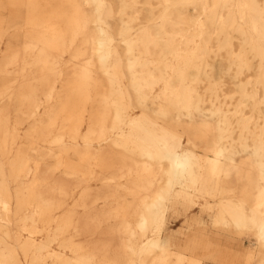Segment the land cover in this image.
Instances as JSON below:
<instances>
[{
  "label": "bare ground",
  "instance_id": "1",
  "mask_svg": "<svg viewBox=\"0 0 264 264\" xmlns=\"http://www.w3.org/2000/svg\"><path fill=\"white\" fill-rule=\"evenodd\" d=\"M0 78V264H264V0H0ZM186 176L256 249L168 232Z\"/></svg>",
  "mask_w": 264,
  "mask_h": 264
},
{
  "label": "rangeland",
  "instance_id": "2",
  "mask_svg": "<svg viewBox=\"0 0 264 264\" xmlns=\"http://www.w3.org/2000/svg\"><path fill=\"white\" fill-rule=\"evenodd\" d=\"M14 30H9V32H13ZM2 49H5V44H3ZM11 78L7 79L10 80ZM0 84L2 83V79L0 78ZM29 113L26 114L28 116ZM28 129V122L24 123L23 126H21L20 133L23 136ZM197 153H199V150H196ZM197 158L199 159V155H197ZM52 163V161L50 162ZM169 162L164 161V166L168 167ZM198 164L200 166V169H204V163H201L198 161ZM44 169V168H43ZM98 174H100V171L97 170ZM118 176V177H116ZM116 178L108 179V180H102L101 182H98V185L101 187L99 190L100 199L98 201L99 208H97L99 211H102L104 209H110L106 208L107 205H105L104 201L108 204L112 203L113 197L112 192L114 190H120L121 186L127 185L132 181L133 177L129 175L128 173L124 172L123 174H116ZM168 177L164 178L163 185H166L168 182ZM201 178L198 180L193 181L192 176H186L184 178V181H186V188L188 189L186 191V194L188 198H186V201L188 205H190V208H186L187 213L184 214L183 212L179 211L181 215L176 218V220L172 221L168 225V232H171L176 235H191L193 233H206L210 237H215V235H218V243L225 249H229L235 254H241L244 253L247 250H254L257 248V246H251L252 243H248L244 236H241L239 234H236L235 232H231V230H225L223 227H219L213 223L212 216L216 213V208H213L216 201H217V190L212 189L211 186H209V182L207 179ZM178 181V180H177ZM176 181V182H177ZM108 184L110 187L102 188V184ZM196 184H201L200 187L202 188V191H195L194 187ZM130 198V197H129ZM105 207V208H103ZM111 207V206H110ZM79 214L82 213L81 208L76 209ZM169 214V213H166ZM120 225L119 221L117 219H111L109 221L103 222L101 225L100 232H104L110 228H118ZM41 235H37L38 239H41ZM180 237V236H179ZM253 239V237H251ZM58 245L54 244V248H57ZM126 259V258H125ZM256 259L251 264H256ZM200 264H214L213 262L201 260Z\"/></svg>",
  "mask_w": 264,
  "mask_h": 264
}]
</instances>
